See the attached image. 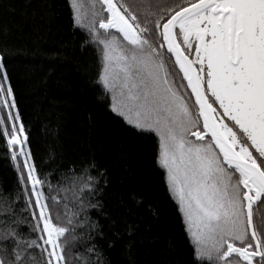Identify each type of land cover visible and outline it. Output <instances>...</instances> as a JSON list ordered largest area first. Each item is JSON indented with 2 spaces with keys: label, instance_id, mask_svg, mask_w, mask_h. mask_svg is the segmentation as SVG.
I'll return each mask as SVG.
<instances>
[{
  "label": "snow or ice",
  "instance_id": "snow-or-ice-1",
  "mask_svg": "<svg viewBox=\"0 0 264 264\" xmlns=\"http://www.w3.org/2000/svg\"><path fill=\"white\" fill-rule=\"evenodd\" d=\"M70 6L111 111L158 137L191 264H264V0H91L90 15ZM0 107L17 172L15 192L0 187V264H104L88 213L103 169L94 177L84 162L71 188L41 178L2 59Z\"/></svg>",
  "mask_w": 264,
  "mask_h": 264
},
{
  "label": "trees",
  "instance_id": "trees-1",
  "mask_svg": "<svg viewBox=\"0 0 264 264\" xmlns=\"http://www.w3.org/2000/svg\"><path fill=\"white\" fill-rule=\"evenodd\" d=\"M80 2L90 15L91 0ZM70 5L71 0H0V59L14 89V115L19 112L29 132L41 178L47 173L54 185L71 188L84 162H95L89 169L94 177L103 169L107 183L102 178L90 198L99 207L88 213L103 230L96 243L104 264H191L182 215L156 162L158 137L111 111V95L96 81V49L81 47L85 33L73 27ZM0 121H8L3 107ZM0 187L5 193L17 187L3 139ZM19 197L16 210L25 216L23 192Z\"/></svg>",
  "mask_w": 264,
  "mask_h": 264
},
{
  "label": "rangeland",
  "instance_id": "rangeland-1",
  "mask_svg": "<svg viewBox=\"0 0 264 264\" xmlns=\"http://www.w3.org/2000/svg\"><path fill=\"white\" fill-rule=\"evenodd\" d=\"M3 110L5 111V115H6V118L8 119V109L7 108H3ZM12 114L14 115V112L12 110ZM10 125H11V122L9 121Z\"/></svg>",
  "mask_w": 264,
  "mask_h": 264
}]
</instances>
